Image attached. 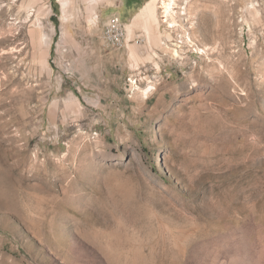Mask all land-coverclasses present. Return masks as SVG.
<instances>
[{"label":"rangeland","instance_id":"obj_1","mask_svg":"<svg viewBox=\"0 0 264 264\" xmlns=\"http://www.w3.org/2000/svg\"><path fill=\"white\" fill-rule=\"evenodd\" d=\"M146 1L0 0V264H264V0Z\"/></svg>","mask_w":264,"mask_h":264},{"label":"bare ground","instance_id":"obj_2","mask_svg":"<svg viewBox=\"0 0 264 264\" xmlns=\"http://www.w3.org/2000/svg\"><path fill=\"white\" fill-rule=\"evenodd\" d=\"M97 1V0H96ZM155 1L156 0H152L150 3H148L143 9L142 11L140 12V15H139V20H146L147 23H148V27H147V33L148 35H151L150 34V30L151 29L149 26L150 25H153V24H156L157 26H159V18H158V14H157V8H156V4H155ZM160 2L162 6V8L164 9V16L167 17V21H169V25L171 28H174L176 26H179L180 23L177 22L176 20V14L178 13V10L177 7H180V0H157V2ZM68 2L67 0H63V4L66 5ZM186 9V6H184V10ZM186 11V10H185ZM181 12V11H180ZM185 13V12H183ZM178 16V15H177ZM180 16V15H179ZM220 19V18H219ZM218 19V20H219ZM138 20V19H137ZM137 21L133 22V24H130L129 26V29H133L134 26H136V23ZM194 22V21H193ZM149 28V29H148ZM159 28V27H158ZM188 38L190 39L191 41V38H190V35L188 36ZM156 39V38H155ZM157 40V39H156ZM180 53H179V50L177 48H175L173 50V55L174 56H178ZM133 56V55H132ZM154 88V86L152 84H150L145 90L144 92L147 93L149 91H151L152 89Z\"/></svg>","mask_w":264,"mask_h":264},{"label":"built area","instance_id":"obj_3","mask_svg":"<svg viewBox=\"0 0 264 264\" xmlns=\"http://www.w3.org/2000/svg\"><path fill=\"white\" fill-rule=\"evenodd\" d=\"M125 32L126 26L120 16H114L106 26L105 38L114 42H120L123 40Z\"/></svg>","mask_w":264,"mask_h":264},{"label":"crops","instance_id":"obj_4","mask_svg":"<svg viewBox=\"0 0 264 264\" xmlns=\"http://www.w3.org/2000/svg\"><path fill=\"white\" fill-rule=\"evenodd\" d=\"M152 0H147L146 2H145V4L143 5V8L148 4V3H150ZM142 7L140 8V11L139 12H137L136 13V16H135V19L130 23V24H133V22H135V21H137L136 23H138L140 20H139V15H140V12L142 11V9H143ZM121 17V16H120ZM138 19V20H137ZM142 20V19H141Z\"/></svg>","mask_w":264,"mask_h":264}]
</instances>
